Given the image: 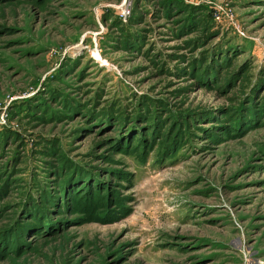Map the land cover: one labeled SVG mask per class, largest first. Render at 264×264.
<instances>
[{
  "label": "rangeland",
  "instance_id": "374dc122",
  "mask_svg": "<svg viewBox=\"0 0 264 264\" xmlns=\"http://www.w3.org/2000/svg\"><path fill=\"white\" fill-rule=\"evenodd\" d=\"M0 264H264V0H0Z\"/></svg>",
  "mask_w": 264,
  "mask_h": 264
},
{
  "label": "trees",
  "instance_id": "16d2710c",
  "mask_svg": "<svg viewBox=\"0 0 264 264\" xmlns=\"http://www.w3.org/2000/svg\"><path fill=\"white\" fill-rule=\"evenodd\" d=\"M121 133L123 134L124 132H121ZM123 136H124V135H123ZM69 169H70V168H65V169H63V173H64V175H66L67 177L69 176V177H68V180H69L70 182H72V183H76V182H78L79 179L81 180V178L83 177L81 173H80V175H78L79 173L76 174V172H74V173L76 174L75 176L72 175V174L70 175ZM74 173H73V174H74ZM87 180H88V181L82 180L81 185H84V187H86V188L89 189V188L93 185V184H92L93 182L91 181V182H92V183H91V182L89 181V180H91L90 178H88ZM88 198H89V196H88ZM40 212H41V211H40ZM30 213H31V211L28 212V214H30ZM32 226H34L33 228H35V229H36V227H38L37 225H34L32 222L30 223V222H28V221L25 220V221L23 222L22 226H21V227H17L16 229H17V230H19V229L21 230V229H26V228H27V229L31 230V227H32ZM33 228H32V229H33Z\"/></svg>",
  "mask_w": 264,
  "mask_h": 264
},
{
  "label": "built area",
  "instance_id": "2783aa9c",
  "mask_svg": "<svg viewBox=\"0 0 264 264\" xmlns=\"http://www.w3.org/2000/svg\"><path fill=\"white\" fill-rule=\"evenodd\" d=\"M217 7L221 9L220 6L217 5ZM127 12H128V10H127ZM226 15H227V14H226ZM214 16L216 17V19H219V15H218V14H215Z\"/></svg>",
  "mask_w": 264,
  "mask_h": 264
}]
</instances>
